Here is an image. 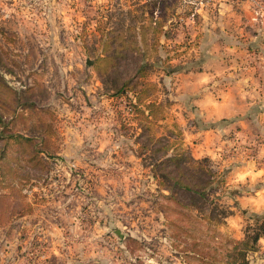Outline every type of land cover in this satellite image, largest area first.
I'll return each mask as SVG.
<instances>
[{"label": "rangeland", "instance_id": "rangeland-1", "mask_svg": "<svg viewBox=\"0 0 264 264\" xmlns=\"http://www.w3.org/2000/svg\"><path fill=\"white\" fill-rule=\"evenodd\" d=\"M198 3L0 0V264L240 263L208 158L198 193L152 176L192 157L167 78L197 57ZM144 83L140 128L112 95ZM243 214L245 232L264 209ZM246 257L264 264V247Z\"/></svg>", "mask_w": 264, "mask_h": 264}, {"label": "crops", "instance_id": "crops-1", "mask_svg": "<svg viewBox=\"0 0 264 264\" xmlns=\"http://www.w3.org/2000/svg\"><path fill=\"white\" fill-rule=\"evenodd\" d=\"M202 4L195 8L192 69L167 76L178 99L170 111L190 155L208 158L222 175L224 220L230 235L241 239L243 212L264 209V0ZM237 36L248 40L245 46ZM258 243L264 247V235Z\"/></svg>", "mask_w": 264, "mask_h": 264}, {"label": "trees", "instance_id": "trees-1", "mask_svg": "<svg viewBox=\"0 0 264 264\" xmlns=\"http://www.w3.org/2000/svg\"><path fill=\"white\" fill-rule=\"evenodd\" d=\"M147 86L146 83L142 84L141 86H136V87H129L124 90H118L116 91L112 96L115 98H122L125 97L127 98V104H125V107H129V112L132 113L131 119L135 121L138 125H140V128H142V121L145 119H151L153 116V108H155V104L153 102H144L143 97L141 95L145 94L144 91L145 87ZM138 87V88H137ZM129 93L131 95L129 96ZM127 105V106H126ZM2 116L0 115V125L2 121ZM123 118H121V121ZM124 121V120H123ZM125 123V122H124ZM0 130V134H1ZM168 148L167 150H169ZM3 153L0 154V161L3 158ZM189 160L192 163L196 164V169H200V172L197 173V170H194L192 173L188 172L186 168L180 166L182 162ZM206 158H193L190 156H183V153H177L172 156H167L165 158H162L161 161H158L157 164H155V170L158 171L160 168L165 167L169 162H173L176 166L177 170H166L162 173H159L157 175L156 173H153L152 176L155 179H159L160 177L164 179L170 180L172 185H180L186 190L190 192H196L198 193V190L196 188L197 182L194 180L197 179L198 175L200 178L203 176H211L213 175V171L210 167H205L202 168V163L206 162ZM157 179V180H158ZM161 181V179L159 180ZM207 183V182H206ZM205 183V184H206ZM159 184H162L159 182ZM172 199V197H169ZM173 200V199H172ZM253 227L249 229L248 226L245 228L244 232V238L242 240H235L236 245H242L244 246L242 249L241 254V261L239 264H248V258L246 257L247 252L255 251L257 249V244L258 240L261 236L264 235V218L259 216V215H254L253 217ZM250 230L251 232H249Z\"/></svg>", "mask_w": 264, "mask_h": 264}, {"label": "built area", "instance_id": "built-area-1", "mask_svg": "<svg viewBox=\"0 0 264 264\" xmlns=\"http://www.w3.org/2000/svg\"><path fill=\"white\" fill-rule=\"evenodd\" d=\"M208 1H211V0H198L199 3H205V2H208ZM258 8L262 9L260 5H258Z\"/></svg>", "mask_w": 264, "mask_h": 264}]
</instances>
